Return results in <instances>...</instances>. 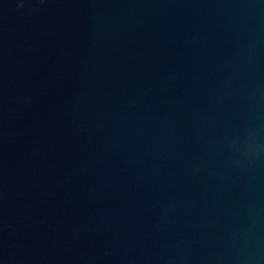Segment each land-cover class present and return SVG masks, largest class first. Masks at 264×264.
I'll use <instances>...</instances> for the list:
<instances>
[{
    "label": "water",
    "instance_id": "95a60500",
    "mask_svg": "<svg viewBox=\"0 0 264 264\" xmlns=\"http://www.w3.org/2000/svg\"><path fill=\"white\" fill-rule=\"evenodd\" d=\"M0 264H264V0H0Z\"/></svg>",
    "mask_w": 264,
    "mask_h": 264
}]
</instances>
